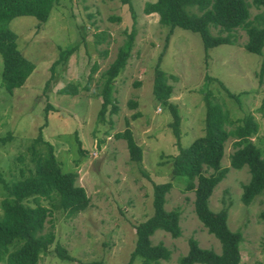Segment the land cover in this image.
Segmentation results:
<instances>
[{
    "label": "rangeland",
    "instance_id": "rangeland-1",
    "mask_svg": "<svg viewBox=\"0 0 264 264\" xmlns=\"http://www.w3.org/2000/svg\"><path fill=\"white\" fill-rule=\"evenodd\" d=\"M156 2L132 0L133 13L121 0H62L45 25H39L34 17H19L10 24L18 36L19 52L35 70L22 87L10 93L3 86L0 55V173L10 181L15 156L25 152L42 130L44 139L54 146L63 171L78 174L77 185L85 188L91 200L86 211L72 218L53 211L46 224L45 233L53 231L76 261H60L54 245L39 264L127 263L136 245L135 226L153 215V184L166 182L173 183L166 210L181 212L183 235L173 239L158 231L152 237L154 245L163 243L172 250L171 259L161 264H179L188 253L190 238L197 239L204 249L221 253L219 241L196 216L194 192H185L186 179L174 178L172 167L179 154L178 143L188 148L204 135L208 91L225 105L233 121L254 116L259 133L252 141L264 157V118L260 111L264 81L259 79L264 53L257 56L246 51L248 37L243 29L235 32V45H219L208 51L200 34L181 28L167 41L170 29L160 24V15L146 12L147 4ZM260 13L264 14V7H251V19ZM212 33L216 36L219 30L213 28ZM131 34V58L113 82L112 97L118 112L112 113L110 105L100 119L102 76ZM72 46L75 53L53 73L51 68L61 51ZM158 66L173 86L170 102L178 106L182 117L180 139L171 127V112L154 97ZM209 76L213 80H207ZM70 84L78 86V95L60 94ZM224 86L240 94L241 103L231 99ZM131 102L138 106L132 108ZM127 123L143 149L141 164L131 162L126 141L115 138L126 130ZM10 134L11 140L7 139ZM77 138L84 154L79 152ZM3 139H7L5 143ZM233 143V139L227 143L224 168H230ZM250 177L248 168L230 169L216 187L210 207L215 212L228 208L230 229L243 233L241 264H264V195L250 206L241 200L243 185ZM5 198L0 184V215ZM43 205L51 208L46 201ZM135 264H142L141 259Z\"/></svg>",
    "mask_w": 264,
    "mask_h": 264
},
{
    "label": "trees",
    "instance_id": "trees-1",
    "mask_svg": "<svg viewBox=\"0 0 264 264\" xmlns=\"http://www.w3.org/2000/svg\"><path fill=\"white\" fill-rule=\"evenodd\" d=\"M62 0H0V55L3 59V86L13 93L23 86L32 75L35 65L24 58L18 50V36L10 29L11 22L19 17H34L39 25H45L51 18L56 6ZM133 12L132 0H121ZM251 7H264V0H157L149 3L146 12L160 15V24L169 28L167 41L174 31L181 28L200 34L205 49L208 51L219 45H235V32L243 29L248 37L245 49L248 53L262 56L264 53V14H257L251 19ZM134 13V12H133ZM218 29V35L212 29ZM226 34V35H224ZM132 35V36H131ZM122 48L116 60L103 74L104 85L99 95L103 98L99 118L104 119L108 107L112 113L118 107L112 97L114 80L126 68L133 47L134 35ZM72 46L60 53V59L52 66L54 73L57 66L65 64L75 53ZM162 59V57L160 58ZM213 80L210 76L207 80ZM264 81V64L259 75ZM228 95L238 103L240 94ZM173 86L168 84L167 74L156 69L154 81L155 100L169 109L173 116L171 127L180 139L182 117L177 105L170 102ZM76 85H68L60 94L76 96ZM206 115L204 135L197 138L188 148L179 145V154L173 162V175L184 177L188 183L185 192L195 194V213L208 233L221 244V253L204 249L195 238L188 241V253L179 259V264H241L243 233L232 231L228 224L229 210L223 208L215 212L210 207V199L216 187L226 178L230 169L248 168L250 180L243 185L242 203L250 206L264 195V157L261 149L252 141L259 133V124L253 115L233 121L225 105L215 101L212 93H205ZM138 104L131 102V107ZM260 111L264 118V104ZM137 115L135 116V118ZM236 123H239L236 125ZM234 126V128H232ZM115 138L124 140L130 153V160L136 164L143 161V149L135 140L130 123L124 132ZM7 139H12L10 134ZM7 139H3L5 143ZM233 139L234 153L230 156V168L223 167L227 143ZM79 152L83 144L77 138ZM12 177L7 181L0 173V184L6 192L1 204L0 215V264H39L43 256L54 252L60 261H76L62 246L53 231L45 233L46 224L53 211H62L67 218H72L86 211L91 200L82 186L77 185L78 174L64 172L57 160L54 146L43 137L42 130L35 137L26 151L15 156L11 164ZM173 188L172 182L153 184V215L135 226L136 245L125 264H135L141 259L142 264H161L169 261L172 250L165 244L154 245L152 237L158 232H165L173 239L183 235L180 225L181 212L178 209L166 210L167 196ZM48 202L51 208L43 205ZM52 224V222L50 221ZM54 228V225H52Z\"/></svg>",
    "mask_w": 264,
    "mask_h": 264
}]
</instances>
